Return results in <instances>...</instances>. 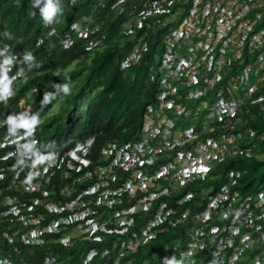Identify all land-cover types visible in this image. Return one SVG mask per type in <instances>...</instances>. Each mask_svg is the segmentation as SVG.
<instances>
[{"label": "built area", "instance_id": "built-area-1", "mask_svg": "<svg viewBox=\"0 0 264 264\" xmlns=\"http://www.w3.org/2000/svg\"><path fill=\"white\" fill-rule=\"evenodd\" d=\"M192 27L180 24L164 41L156 103L147 107L136 139H113L96 156L90 155L94 136H88L79 142L80 151L75 145L54 150L51 164L33 168L29 160L24 168L13 169L16 154L32 145L35 136L23 124L8 131L2 120L23 111L37 114L34 87L15 102H0V264H26L25 257L40 246L69 247L78 240L89 246L76 263L60 259L51 249L40 264H132L144 244L186 220L187 211L176 213L172 206L193 198L194 192L185 191L170 206L163 197L205 179L216 161L238 153L231 115L256 88L249 84L236 101L225 102L233 97L228 96L230 90L238 88L236 82L226 88L208 85V80L203 85L199 64L183 51L196 36ZM11 46L0 38V50L18 57L8 72L17 77L8 101L24 80L18 72L25 70L20 51ZM246 234L264 240V188L245 197L219 189L207 195L203 211L192 216L186 245L176 241L160 264L171 256L184 264H235L237 242Z\"/></svg>", "mask_w": 264, "mask_h": 264}, {"label": "trees", "instance_id": "trees-1", "mask_svg": "<svg viewBox=\"0 0 264 264\" xmlns=\"http://www.w3.org/2000/svg\"><path fill=\"white\" fill-rule=\"evenodd\" d=\"M187 1L182 5L184 0H62L64 14L59 23L44 25L39 9L32 7V0H0V38L11 43L10 50L20 51V56L25 50L30 51L39 64L29 71L21 63L25 67L24 80L15 98L8 101H17L25 89L34 87L32 102L41 120L33 135L38 142L35 147L43 152L40 144L51 142L54 146L50 151L63 150L94 136L90 155L96 156L113 139H136L147 107L156 103L164 41L178 22L166 14L178 9L182 13L190 12L195 1ZM254 1L257 7H264V0ZM73 23L79 25L78 30L72 29ZM254 29L264 35V11L254 23ZM262 57L264 48L252 53L245 46L243 56L231 63L232 72L228 76L241 84L240 59L252 66ZM57 70L60 76H56ZM68 79L71 95L61 94L50 104H41L45 91H54L53 84ZM230 83L224 76L216 87L226 88ZM234 93L231 89L228 96ZM259 94L264 95V79L246 102L232 105L230 129L237 135L238 153L216 161L205 179L184 184L181 191L163 197L170 206L185 191L194 192L193 198L172 206L176 213L187 211L186 220L144 244L132 264H160L176 241L185 246L192 216L203 211L207 195L226 188L245 197L264 188V99H258ZM63 98L59 109L50 112ZM84 102L85 107L80 108ZM11 130L15 131L16 127ZM248 151L254 155L248 156ZM88 246L85 240L69 247L56 243L40 246L34 255L27 256V264H40L51 249L60 254V259L76 263Z\"/></svg>", "mask_w": 264, "mask_h": 264}, {"label": "rangeland", "instance_id": "rangeland-1", "mask_svg": "<svg viewBox=\"0 0 264 264\" xmlns=\"http://www.w3.org/2000/svg\"><path fill=\"white\" fill-rule=\"evenodd\" d=\"M194 1L195 5L193 4L190 12L182 13V10L178 9L169 15L167 13L166 16L178 19L174 28L186 24L197 30L196 36L189 41L183 51L188 53L190 60L202 67L204 75L202 84L207 86L208 80V85L215 82L216 86L224 76L232 83L233 78L230 79L228 76L232 72L231 63L243 56L245 46H248L252 53L259 51L261 47L264 48V35L254 29V23L261 17L264 7H257L254 0ZM187 2L184 0L182 5ZM197 43L205 49H200ZM238 63H243L239 73L243 81L237 84L238 88L233 97L225 102L236 101L245 86L257 85L264 79V57L258 59L252 66L244 63L243 58ZM61 101H64V98L56 102L50 112H56ZM84 107L85 102L80 108ZM236 256L235 264H264V240H258L254 234L242 236L237 242Z\"/></svg>", "mask_w": 264, "mask_h": 264}, {"label": "clouds", "instance_id": "clouds-1", "mask_svg": "<svg viewBox=\"0 0 264 264\" xmlns=\"http://www.w3.org/2000/svg\"><path fill=\"white\" fill-rule=\"evenodd\" d=\"M32 7L39 9V16L44 25L59 23V18L64 14L62 0H32ZM32 15L35 17L37 14L34 11ZM71 27L73 30L79 29V25L77 23H73ZM5 35L11 39V35L9 33L6 32ZM0 57H2V59H0V102L7 104L8 100L14 95L12 85L17 79L16 76L9 77L8 72L10 71L11 66L17 61L18 57L16 55L9 54L8 49L0 50ZM19 59L29 71H31L34 67H39L35 56L30 51L25 50ZM18 75H24V68L20 69ZM56 76H60V70H57ZM52 87L54 88V91H45L43 93V98L40 101L42 105L50 104L61 94L64 97L71 95L72 86L70 79L63 83H55ZM2 123L3 125L8 126V131H11L13 127L19 128V126L23 124L25 130L30 131L33 136L35 129L41 124V120L38 114L31 113L30 111H23L7 115L6 119L2 120ZM35 145H38V142L33 140V144L27 145L24 152L19 155L16 154V163L13 166V169L24 168L29 160L32 162L33 168L39 164H51L56 160V153L49 150L54 146L53 143L50 142L48 144H40L44 148L43 152H41L39 148L35 147ZM81 149L82 145L76 143L75 151H80ZM69 154H73V151H70ZM32 178V174L29 173L27 179L30 181ZM25 258L27 259V257ZM13 262L18 264L16 260ZM164 264H184V262L183 259L178 260L175 256H171V258H164Z\"/></svg>", "mask_w": 264, "mask_h": 264}]
</instances>
